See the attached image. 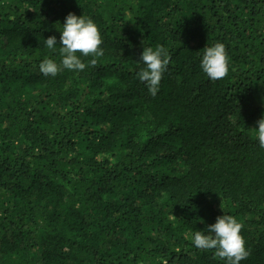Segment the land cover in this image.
I'll return each mask as SVG.
<instances>
[{
	"label": "trees",
	"instance_id": "obj_1",
	"mask_svg": "<svg viewBox=\"0 0 264 264\" xmlns=\"http://www.w3.org/2000/svg\"><path fill=\"white\" fill-rule=\"evenodd\" d=\"M69 12L104 55L45 76ZM157 45L171 62L152 96L137 72ZM262 116L264 0H0V264H225L192 243L224 214L240 264H264Z\"/></svg>",
	"mask_w": 264,
	"mask_h": 264
},
{
	"label": "clouds",
	"instance_id": "obj_2",
	"mask_svg": "<svg viewBox=\"0 0 264 264\" xmlns=\"http://www.w3.org/2000/svg\"><path fill=\"white\" fill-rule=\"evenodd\" d=\"M60 31V63L52 59H44L39 64L40 72L45 76L55 77L62 70L83 71L87 66L80 56L93 57L88 64L95 66L98 57L104 55L100 47L103 43L100 31L92 19L86 16H76L69 12ZM45 41L48 49L55 51L56 37L49 36ZM80 54V56L77 55ZM140 62L145 67L137 72V76L143 82L148 92L155 96L159 90V85L163 73L171 62V55L167 49L157 45L143 48ZM202 71L210 80L216 81L227 76L229 71V57L225 46L216 43L206 47L203 51L200 63ZM255 136L259 146L264 148V116L257 121ZM243 224L238 222L232 215H222L216 218V222L207 227V233L196 231L192 237L193 245L200 250L214 251V258L225 261V264H240L246 260L250 252L245 247V240L241 235Z\"/></svg>",
	"mask_w": 264,
	"mask_h": 264
}]
</instances>
